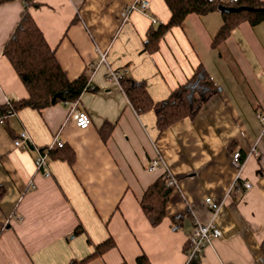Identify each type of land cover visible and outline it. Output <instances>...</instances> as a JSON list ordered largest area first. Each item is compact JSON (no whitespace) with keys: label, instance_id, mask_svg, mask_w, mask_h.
<instances>
[{"label":"crops","instance_id":"1","mask_svg":"<svg viewBox=\"0 0 264 264\" xmlns=\"http://www.w3.org/2000/svg\"><path fill=\"white\" fill-rule=\"evenodd\" d=\"M35 1L38 5L28 11L68 80L89 75L80 103L92 122L78 128L62 102L12 114L7 127L0 122V264H69L88 258L109 237L115 247L85 264H136L142 253L149 264H187L184 246L192 220L211 218L206 198L222 203L215 214L221 236L204 248L201 263L264 264V134L256 118V112L264 114V24L242 23L213 48L220 11L189 14L165 32L156 51L148 52V29L169 19L161 0H150L147 17L132 13L127 22L122 11L136 0ZM23 11L21 0L0 5V103L28 95L3 55ZM102 55L111 67L144 82L153 104L187 81L199 64L218 93L194 119L184 117L157 132L151 111L137 113L106 81ZM103 123L112 125L106 142L99 134ZM21 131L32 144L15 148ZM59 142L74 151V164L49 157L46 168L37 170V149ZM235 150L245 160L236 186ZM159 155L177 189L162 222L151 226L140 200L162 170L149 172L143 164ZM245 181L250 188L242 186ZM186 210L174 226L172 217Z\"/></svg>","mask_w":264,"mask_h":264},{"label":"trees","instance_id":"2","mask_svg":"<svg viewBox=\"0 0 264 264\" xmlns=\"http://www.w3.org/2000/svg\"><path fill=\"white\" fill-rule=\"evenodd\" d=\"M12 1L15 0H0V5ZM21 1L24 3V11L3 47V55L13 67L28 95L25 98L0 103V122L5 127H7L8 117L12 114L24 109L39 112L57 102L67 104L79 100L82 94L89 89V75L85 72L71 81L66 77L65 71L55 57L54 49L48 45L28 11L29 7L37 6L38 3L35 0ZM163 1L170 13L169 19L166 24L159 23L156 27L151 26L148 29L144 43L148 52L156 51L159 40L165 32L171 27L180 26L189 14L206 15L213 11H220L222 24L211 42L213 48L225 42L231 32L242 23H248L250 26L264 24V2L262 0ZM221 7L233 10L223 11ZM119 84L137 113L143 114L150 111L154 113L157 132L164 131L184 117L194 119L210 98L218 93L217 85L202 64L195 68L192 76L183 85L174 89L166 99L155 104L149 98L144 82L134 81L124 73ZM54 97L55 100L52 102ZM111 131L112 125L109 123H103L99 128L100 137L104 142L109 138ZM48 155L51 159L66 161L70 166L75 162L74 151L66 143L53 145L48 150ZM172 191L162 176L146 188L140 200V207L151 226H157L164 219L166 203ZM2 194L3 189L0 188V198ZM185 213L189 211L186 210L172 217L174 226L179 224ZM80 230L81 228H77L74 233L78 234ZM114 247L115 241L109 237L96 245L93 254L88 258L81 261L72 260L69 264H85L89 259L100 256ZM260 247L264 259V239L261 240ZM184 250H188L187 242ZM135 261L136 264H149L144 253L137 255ZM201 262V259L195 258L187 264H202ZM121 264L128 263L122 261Z\"/></svg>","mask_w":264,"mask_h":264},{"label":"built area","instance_id":"3","mask_svg":"<svg viewBox=\"0 0 264 264\" xmlns=\"http://www.w3.org/2000/svg\"><path fill=\"white\" fill-rule=\"evenodd\" d=\"M150 0H136V2L124 8L122 11V20L127 22L130 20L132 13L139 14L142 18L147 17V10L150 9ZM151 22H157V20H152ZM101 62L106 66V81L112 83L119 91L124 94L119 80L125 73L119 69L113 68L106 61V56L102 55ZM69 109V116L74 120L76 126L80 129H86L90 126L92 120L89 112L84 109L80 103V99L67 103ZM256 118L262 125V134H264V114L261 112H256ZM32 144L31 138L26 131L19 132L18 136L14 139L13 145L15 148H23ZM59 144H61L59 142ZM53 145H48L44 149H37V157L35 159L36 169L46 168L47 162L49 161L48 150ZM256 154V150L252 148L251 150ZM250 154V153H249ZM231 162L234 168L236 169V177L234 185L239 184L240 172L245 164V160L242 158L240 151L235 150L231 154ZM145 170L149 172H154L158 169L162 170L161 176L166 180V183L172 190L177 189L176 178L171 174L168 167L165 164L164 159L159 155L153 160L145 161L143 164ZM31 187L35 188V185L31 182ZM244 188H250L251 183L245 181L242 183ZM205 203L210 210L211 218L208 222L202 223L196 219L192 220V227L187 236V246L188 250L186 252L187 262L191 259H201L203 256L204 248L215 238L221 236V231L217 227L215 222V214L222 206L221 202H213L210 198L205 199Z\"/></svg>","mask_w":264,"mask_h":264},{"label":"water","instance_id":"4","mask_svg":"<svg viewBox=\"0 0 264 264\" xmlns=\"http://www.w3.org/2000/svg\"><path fill=\"white\" fill-rule=\"evenodd\" d=\"M161 1L164 3L163 0H161ZM220 9L223 10V11H230V10H233L232 8H227V7H221ZM164 40H165V38L161 39V41H160V46H163V42H164ZM155 55H156V54L152 55V57L154 58ZM110 59H111V58H110ZM107 61L110 62L109 59H108ZM194 70H195V69H194ZM194 70H193V71H194ZM185 82H186V80H185L184 82H181V83L179 84V86H180V85H183ZM54 100H55V97L52 99V102H54ZM149 114H151V115L153 116V118H155V115H154V113H153L152 111H151ZM84 237H85V235H84Z\"/></svg>","mask_w":264,"mask_h":264}]
</instances>
